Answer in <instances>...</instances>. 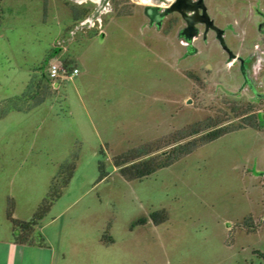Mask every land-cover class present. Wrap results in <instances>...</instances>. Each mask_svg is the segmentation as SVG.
<instances>
[{
	"label": "rangeland",
	"instance_id": "374dc122",
	"mask_svg": "<svg viewBox=\"0 0 264 264\" xmlns=\"http://www.w3.org/2000/svg\"><path fill=\"white\" fill-rule=\"evenodd\" d=\"M153 1L1 0L0 194L45 196L50 177L67 167L54 181L61 186L76 156L42 232L91 240L106 233L115 240L101 243L106 264H263L264 0H206L226 45L243 58L257 54V92L213 32L190 50L177 37L178 14L160 31L150 26L143 6ZM170 23H177L171 33ZM59 47L77 56L75 79L49 78V54ZM55 61L68 72L75 65L65 56ZM32 72L39 84L27 80ZM28 81L26 94L39 86L57 104L15 111L26 97L14 95ZM250 116L258 128L245 124ZM208 117L246 128L142 180L115 168L116 155Z\"/></svg>",
	"mask_w": 264,
	"mask_h": 264
},
{
	"label": "crops",
	"instance_id": "0c3cea01",
	"mask_svg": "<svg viewBox=\"0 0 264 264\" xmlns=\"http://www.w3.org/2000/svg\"><path fill=\"white\" fill-rule=\"evenodd\" d=\"M60 48L61 47L57 48L55 51L49 54V56L51 55L49 57V59L51 60L50 64L56 62L55 60H59L64 56L70 57V59L75 64L73 65L70 72L74 68H78L80 73V66L78 65L77 62V56L70 50L68 52L64 50L60 52L61 51ZM39 72L41 73L40 69L38 73ZM38 73L32 72V74L29 76V78H27V80L31 81L33 79H37V83L39 84L41 81L40 78H37L36 76L38 75ZM79 73L69 77H66L64 75L62 76L68 78L69 80H72L75 79V77L79 75ZM49 78L50 79L52 78L50 76V73H49ZM29 81L25 83V87L23 91L14 95V96L21 95L24 98L26 97V100L24 99L25 101H23L25 102V104L17 105L14 110L24 114H29L47 104H49L51 107L54 106V103L56 102L47 101V99L50 96L48 94L47 95L41 94V88L39 86L37 91L33 92L31 95L26 94L25 91L28 89ZM63 99H65V92L63 94ZM84 111L86 115L89 117V115L91 114L90 110L88 108H85ZM34 141H36V139L32 140V142ZM61 166L58 169V171H56L50 177V181L48 182L49 184L45 196L39 194L37 196H33V198L22 199L16 197L12 193V191L9 190L7 191L4 190V192L0 194V210H1V214L3 215V219L0 221V264H106V257H105L106 250L105 251L103 250L104 252L103 253L100 246L101 243L113 244L115 242V240L110 235L107 236L106 239L104 238V234H103L101 238H98L96 240L94 239L91 240L86 235H82V234H74L70 236L63 234L61 235L58 233L42 232V228L43 230H45L46 229L45 226H48L51 223L49 221L41 226L40 223L45 217L41 220L39 225L36 226L35 234H42L46 239L47 242L46 245L17 243L15 240L17 235L13 233V225L7 217V208L9 206L10 200L14 201V217L21 220H29L35 214L38 208L41 206L45 197L49 193L51 186L55 184L54 181L55 178L58 176V174L61 172ZM115 168L117 169V167ZM73 176L74 174L72 175V178L70 179L69 183L64 186H68L70 184V182L73 179ZM59 198L60 196L51 203L49 211L52 209V207H54V204ZM6 221H9V224H7ZM108 239L111 241H108Z\"/></svg>",
	"mask_w": 264,
	"mask_h": 264
},
{
	"label": "trees",
	"instance_id": "16d2710c",
	"mask_svg": "<svg viewBox=\"0 0 264 264\" xmlns=\"http://www.w3.org/2000/svg\"><path fill=\"white\" fill-rule=\"evenodd\" d=\"M2 19L3 17L0 11V25ZM253 118L254 116H250V118L245 117L244 119L247 121L245 124L258 128L259 125ZM221 124V122L215 121L212 117H208L204 121L187 125L162 137L157 142H149L140 148L135 147L125 153L116 155L113 159L114 165L126 180H142L161 168L171 166L180 158L193 152L198 146L213 141L226 133L246 128L244 124L238 126ZM101 152L103 153V150ZM75 157L71 160V165L69 164L71 172L64 178L63 184L61 186H57L56 184L51 186L41 206L29 220H21L14 217V201L10 200L7 208V217L13 225V233L17 235L15 238L17 243L47 244L42 234H35V229L49 211L51 203L60 196L62 187L68 184L72 178L73 170L75 169ZM99 164L102 171V160ZM65 169L67 167L61 166V173H64ZM106 176V173L101 172L100 180ZM158 215L159 212L152 213L154 219ZM146 221V218H141L138 220V223H146ZM246 224L250 226L249 221H246ZM104 238H107L106 233L104 234ZM108 241L111 240L108 239ZM262 256L264 258V254Z\"/></svg>",
	"mask_w": 264,
	"mask_h": 264
},
{
	"label": "flooded vegetation",
	"instance_id": "af4514ba",
	"mask_svg": "<svg viewBox=\"0 0 264 264\" xmlns=\"http://www.w3.org/2000/svg\"><path fill=\"white\" fill-rule=\"evenodd\" d=\"M102 1V0H100ZM166 1H170V0H154V3H149V4H144L143 6V11L145 14V7L147 5H152V6H157L159 7V11H163L166 7L170 6L174 1L176 0H172L170 3H165ZM194 2H199L200 0H193ZM139 3V2H136ZM201 3L205 4L206 8H207V12L209 14V10L208 7L206 5V0H202ZM114 11L113 9H108V12H112ZM178 14V16L180 17L181 20H183L184 25L179 27L177 30V37L179 39V42L183 45H185L186 47H188L190 50L195 49L194 47V40L199 38L200 36L202 37V39H207L208 35L210 32H213L215 34V36L218 38L217 32L213 29H210L208 31H206V23H202V22H197L193 25L192 29L188 28V21L183 17V15L178 12V11H173L170 14H168L167 16H165L162 20H161V24L158 25L156 24V22L151 23L150 19L147 17L148 19V24L154 28L157 29V31H160L163 26L165 25V20L166 18L171 15V14ZM146 15V14H145ZM188 15L194 16L195 20H201V16L203 15V7L199 8V12L196 13V15L194 14L193 11H189ZM210 15V14H209ZM211 17V16H210ZM212 18V17H211ZM215 23V22H214ZM177 23H170L168 26H166V28H168L167 32H173V29L176 27ZM165 27V26H164ZM259 29L261 32L264 33V28H263V24L260 23L259 24ZM225 30V29H224ZM193 32H197V34H193ZM193 34V35H192ZM191 36V37H189ZM225 36V31L223 33V37ZM219 39V38H218ZM238 58H231L230 60H238L239 61V66H240V70L242 72V75L244 77V82H246L249 85V88L251 90H253L254 92L256 91V87H255V82L252 79L251 76V71H252V67H253V62L256 60L257 58V54L255 52L251 53L249 56H247L246 58H243L239 55H237ZM264 263V260H263Z\"/></svg>",
	"mask_w": 264,
	"mask_h": 264
},
{
	"label": "water",
	"instance_id": "95a60500",
	"mask_svg": "<svg viewBox=\"0 0 264 264\" xmlns=\"http://www.w3.org/2000/svg\"><path fill=\"white\" fill-rule=\"evenodd\" d=\"M201 1L202 0H200L199 2H194L193 0H176L170 6L166 7L163 11H159V7L157 6L147 5L145 7V14L150 19L151 23L156 22V24L158 25L161 24V20L165 16L173 11H178L183 15V17L188 21L189 29H192L193 25L198 21L206 23V31L210 29L215 30L223 48L229 53V56L234 59L238 58V56L225 43V39L223 37V33L225 30L218 27L214 23V20L207 12L205 4L201 3ZM200 7H203V15L201 16V20H195L194 16L188 15L189 11H193L196 15V13L199 12ZM194 33L197 34V32H193V34Z\"/></svg>",
	"mask_w": 264,
	"mask_h": 264
},
{
	"label": "built area",
	"instance_id": "2783aa9c",
	"mask_svg": "<svg viewBox=\"0 0 264 264\" xmlns=\"http://www.w3.org/2000/svg\"><path fill=\"white\" fill-rule=\"evenodd\" d=\"M49 73H50V76L52 78H56V77H59L61 75L69 77V76L78 74L79 69L74 68L71 72H68L62 62L56 61V62L51 64L50 69H49Z\"/></svg>",
	"mask_w": 264,
	"mask_h": 264
}]
</instances>
